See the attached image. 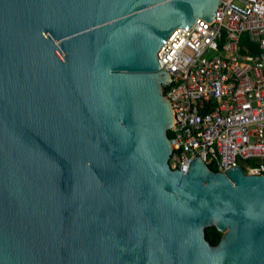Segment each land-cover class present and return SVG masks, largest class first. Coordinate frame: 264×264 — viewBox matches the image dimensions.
<instances>
[{
  "label": "water",
  "instance_id": "obj_1",
  "mask_svg": "<svg viewBox=\"0 0 264 264\" xmlns=\"http://www.w3.org/2000/svg\"><path fill=\"white\" fill-rule=\"evenodd\" d=\"M222 1L0 0V264H264V176L169 165L158 52Z\"/></svg>",
  "mask_w": 264,
  "mask_h": 264
},
{
  "label": "built area",
  "instance_id": "obj_2",
  "mask_svg": "<svg viewBox=\"0 0 264 264\" xmlns=\"http://www.w3.org/2000/svg\"><path fill=\"white\" fill-rule=\"evenodd\" d=\"M158 61L176 121L170 170L187 174L199 158L264 176V0H223L211 24L174 31Z\"/></svg>",
  "mask_w": 264,
  "mask_h": 264
},
{
  "label": "trees",
  "instance_id": "obj_3",
  "mask_svg": "<svg viewBox=\"0 0 264 264\" xmlns=\"http://www.w3.org/2000/svg\"><path fill=\"white\" fill-rule=\"evenodd\" d=\"M212 171L217 172V169L210 165L209 167ZM222 233H220L215 227H210L206 229V238L210 243L216 245L221 239Z\"/></svg>",
  "mask_w": 264,
  "mask_h": 264
},
{
  "label": "rangeland",
  "instance_id": "obj_4",
  "mask_svg": "<svg viewBox=\"0 0 264 264\" xmlns=\"http://www.w3.org/2000/svg\"><path fill=\"white\" fill-rule=\"evenodd\" d=\"M244 165V163H241V166H243Z\"/></svg>",
  "mask_w": 264,
  "mask_h": 264
}]
</instances>
